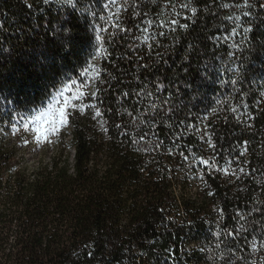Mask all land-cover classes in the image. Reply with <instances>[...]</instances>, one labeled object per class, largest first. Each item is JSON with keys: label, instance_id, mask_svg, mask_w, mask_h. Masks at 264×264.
Wrapping results in <instances>:
<instances>
[{"label": "trees", "instance_id": "trees-1", "mask_svg": "<svg viewBox=\"0 0 264 264\" xmlns=\"http://www.w3.org/2000/svg\"><path fill=\"white\" fill-rule=\"evenodd\" d=\"M0 264H264V0H0Z\"/></svg>", "mask_w": 264, "mask_h": 264}, {"label": "snow or ice", "instance_id": "snow-or-ice-1", "mask_svg": "<svg viewBox=\"0 0 264 264\" xmlns=\"http://www.w3.org/2000/svg\"><path fill=\"white\" fill-rule=\"evenodd\" d=\"M45 4L49 3V0H43ZM59 3L73 4L74 0H57ZM195 12V9L192 10ZM99 39V37H97ZM76 81H71L69 84H65L62 89L57 91L47 105L46 109L40 110V112L32 118L29 122L34 125L33 130L37 133V139L41 136H47L49 132H56L59 127L63 126L67 122V109L70 106V101L77 100L82 95L80 92H74L72 95L68 93L72 92L73 85H76ZM28 124L24 125L25 130L28 129ZM207 163V161H204Z\"/></svg>", "mask_w": 264, "mask_h": 264}, {"label": "rangeland", "instance_id": "rangeland-1", "mask_svg": "<svg viewBox=\"0 0 264 264\" xmlns=\"http://www.w3.org/2000/svg\"><path fill=\"white\" fill-rule=\"evenodd\" d=\"M37 114H35L34 116L25 120V124L29 125L28 129L26 130V132H27L26 133V140H27V144H29L27 147V150H26V157H27V161H28V165H29L28 170H30V171L35 170L41 161H44V160L48 161L49 160L50 154H51L50 152L45 156H44V153H42V155L39 156V150L42 146H44V144H47L48 142H52L61 132L65 131V130L68 131L67 135L68 136L70 135V132H69L70 127L66 122V124L59 127L58 131H56L54 133L49 132L47 134V136H41L39 139H37V133L33 130L34 125L29 123L32 120V118L35 117ZM18 136H19L18 132H15V133L8 132L7 133V138H9V139H13V138L18 137ZM44 157H45V159H44ZM73 158H74V153L72 152L71 153V161H73Z\"/></svg>", "mask_w": 264, "mask_h": 264}]
</instances>
